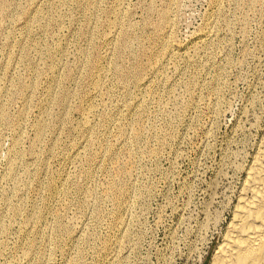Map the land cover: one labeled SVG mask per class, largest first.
Segmentation results:
<instances>
[{
	"label": "rangeland",
	"instance_id": "374dc122",
	"mask_svg": "<svg viewBox=\"0 0 264 264\" xmlns=\"http://www.w3.org/2000/svg\"><path fill=\"white\" fill-rule=\"evenodd\" d=\"M3 1L0 264H207L264 140V0ZM101 70L103 100L90 103ZM90 106L93 131L80 116ZM117 164L127 175L111 184L100 170Z\"/></svg>",
	"mask_w": 264,
	"mask_h": 264
},
{
	"label": "bare ground",
	"instance_id": "6f19581e",
	"mask_svg": "<svg viewBox=\"0 0 264 264\" xmlns=\"http://www.w3.org/2000/svg\"><path fill=\"white\" fill-rule=\"evenodd\" d=\"M55 2H57L60 5H65V0H53ZM172 4L176 3L177 0H171ZM4 1L2 0V3ZM54 2V3H55ZM1 3V2H0ZM6 4V3H5ZM1 5V4H0ZM3 5V4H2ZM57 5V4H56ZM61 6V7H62ZM253 6V4H252ZM3 7V6H2ZM5 7V6H4ZM60 7V8H61ZM64 7V6H63ZM62 7V8H63ZM1 8V7H0ZM58 8V7H57ZM42 9V8H41ZM41 9H39L40 11H35L33 12L34 15V21H37L35 23L41 22V15H42V11ZM119 9V8H118ZM215 9L218 13H222L223 7H222V3L221 2H216L215 3ZM5 10V9H3ZM2 11V10H0ZM171 11V10H169ZM169 11H165L163 13H161L162 18H165L168 23L169 19ZM3 12V11H2ZM2 12H0L2 14ZM97 12L96 8H93L92 13L89 16V20L90 22H92V20L94 19V16ZM124 12V11H123ZM223 14V13H222ZM1 18V17H0ZM124 18V17H123ZM117 19V16H116ZM114 19V20H116ZM164 20V19H163ZM119 20H116L114 22V24L112 25V29H117L119 25V23H117ZM34 23V24H35ZM113 23V22H112ZM110 23V24H112ZM215 23H216V18H214V20L208 24L205 28V32L206 35L204 36V40H205V45L204 46H208L212 45L211 43V39L212 38H216V27H215ZM109 24V25H110ZM118 24V26H117ZM41 25V24H40ZM107 25V26H109ZM123 25V24H122ZM125 25V24H124ZM33 27V25H32ZM36 27V25H35ZM39 27V26H37ZM121 27V26H119ZM110 28V27H108ZM127 28V27H125ZM130 28V27H129ZM38 29V28H37ZM121 30L123 29L122 27L120 28ZM128 29V28H127ZM126 29V30H127ZM129 30V29H128ZM110 32V31H109ZM114 32V30H113ZM126 32V31H125ZM124 31H121L122 33H125ZM116 33V32H115ZM109 36V35H108ZM124 37V35H121ZM210 37V39H209ZM106 39V38H105ZM113 39V38H112ZM108 42H110L107 39ZM113 42V41H112ZM111 42V43H112ZM118 43V41H116ZM120 42V41H119ZM110 43V44H111ZM114 43V42H113ZM169 43V42H168ZM203 43V42H202ZM119 44V43H118ZM116 44L115 46H111L112 47V51L110 52V50L108 49V52L106 53V55L104 56L105 59H109L111 58V56L114 57L115 53L119 51V49H121L120 47H118L119 45ZM123 45V44H122ZM125 46V45H124ZM130 48V47H129ZM206 47V49H208ZM126 49V48H124ZM131 50V49H130ZM124 51V50H123ZM122 51V52H123ZM146 51V50H145ZM195 51V50H193ZM121 52V50L119 51ZM121 52V53H122ZM162 53V52H161ZM167 54V53H166ZM121 55V54H120ZM162 55V54H161ZM116 57V56H115ZM114 57V58H115ZM158 57V56H157ZM117 58V57H116ZM101 59V58H100ZM112 60V59H111ZM117 60V59H115ZM119 60V59H118ZM117 60V61H118ZM114 61V60H113ZM117 61H115L117 63ZM170 62V61H169ZM106 63V62H105ZM113 64V62L111 63ZM115 64V63H114ZM152 64V63H151ZM106 65V64H105ZM112 66V65H111ZM115 66V65H114ZM119 66V65H118ZM113 67V66H112ZM116 67V66H115ZM120 67V66H119ZM174 67V66H173ZM115 69V68H114ZM117 69V68H116ZM115 69V71H116ZM121 70V68H120ZM124 70V69H123ZM150 70V69H149ZM118 72V71H116ZM120 72V71H119ZM125 71H123L124 73ZM142 72V71H141ZM104 74L105 71L101 70L98 74V76L94 79V90H95V94H93V96L89 97V99L87 98L86 100L90 103H95L97 98L103 100V93L101 92L102 88L100 89L101 82L104 79ZM128 74V73H126ZM134 74V73H133ZM120 75V74H119ZM122 75V74H121ZM135 75V74H134ZM151 75V74H150ZM155 75V74H154ZM123 76V75H122ZM127 76V75H125ZM124 76V79H125ZM130 76V75H129ZM128 76V77H129ZM133 76V75H132ZM128 77H126L128 79ZM131 77V76H130ZM121 78V76H120ZM181 79V78H180ZM126 80V79H125ZM124 80V81H125ZM73 81V80H72ZM19 83V82H18ZM160 83V82H159ZM21 88L23 91H26L28 88L27 86L25 87V84H23L22 82L20 83ZM163 85V84H162ZM158 86V85H157ZM147 87V86H146ZM145 87V88H146ZM144 88V87H142ZM32 89L31 86H29V91ZM144 90V89H143ZM150 91V89H149ZM148 91V92H149ZM152 91V90H151ZM51 92L52 91H48V96L51 97ZM107 95V94H106ZM90 96V94H89ZM105 96V94H104ZM108 96V95H107ZM149 96V95H148ZM54 96H52L53 98ZM68 97V96H67ZM88 97V96H87ZM151 97V95H150ZM155 97V96H154ZM25 99V98H24ZM54 99V98H53ZM144 100V99H143ZM65 101V100H64ZM147 101V100H146ZM151 102V101H150ZM156 102V101H155ZM146 104V103H145ZM151 105V104H150ZM157 105V104H156ZM159 107V106H158ZM140 108H146V106L139 100L134 107V111L136 112L138 109ZM99 110H95L94 106H90L84 110H82V112L80 113V116L84 122V126L85 129L87 131H93V126H92V119L94 118V116H98V112ZM2 114L4 116H6L5 114V108L2 107L1 110ZM48 113V111H46V114ZM48 127H50L48 124H38L35 128V132H36V144L39 145L41 144L42 141V136L44 134V132L46 131V129H48ZM60 128V127H59ZM55 129V128H54ZM56 130V129H55ZM59 130V129H58ZM132 130V129H131ZM127 131V130H126ZM129 131V130H128ZM124 132V131H123ZM131 132V131H130ZM126 133V132H125ZM122 134V133H121ZM134 134V138L137 139L138 133H130V134H123V136L125 137V140L130 141L132 139V136ZM120 137V135L118 136ZM124 139V138H123ZM121 140V137L120 139ZM121 143V142H120ZM123 143V142H122ZM37 145H34L31 148V152L30 154H32L30 162H36V160H38V150H40V148L37 147ZM122 145V144H121ZM44 148V147H43ZM41 151V150H40ZM102 151V150H101ZM101 151L99 153H101ZM117 151L122 152V148L121 147H117ZM49 152V151H48ZM128 152V151H127ZM131 152V151H130ZM129 152V153H130ZM106 154V156H108L107 154H110L111 151L107 150V147H105V149L103 150V154ZM127 153V154H129ZM52 154V153H51ZM131 155H133L132 153H130ZM42 155V154H41ZM47 155V154H46ZM49 156V155H48ZM105 156V157H106ZM130 156V155H128ZM43 157V156H42ZM47 157V156H44ZM95 157V156H94ZM100 157H104V155H101ZM98 157V158H100ZM49 158V157H48ZM97 158V157H96ZM133 158V156H132ZM131 158V159H132ZM45 159V158H44ZM119 159V158H118ZM128 159V158H127ZM29 160V159H28ZM41 160V159H39ZM102 160V159H101ZM123 161V160H122ZM127 161V160H126ZM125 161V162H126ZM131 161V160H130ZM129 161V163H130ZM47 162V160L43 161L42 164L43 166H45V163ZM93 162V161H92ZM119 162V161H118ZM117 162V163H118ZM121 162V161H120ZM39 163V162H38ZM94 163V162H93ZM113 163V161L111 162ZM128 163V162H127ZM34 164V163H33ZM41 164V163H40ZM121 164V163H119ZM119 164H117L118 166L112 167V169L114 171H116V175H111V173L109 172V169H102L100 170L102 174H104L106 178V180H109L108 182L112 184V182L118 181L117 179L119 177H125V167L123 166V162L122 165L124 168L119 167ZM31 165V164H30ZM49 165V164H48ZM18 166V163L15 162L12 165H10L7 169L8 173L10 174L9 177V181H16V177L14 175V172L16 170ZM37 166V165H35ZM34 166V167H35ZM40 166V165H38ZM47 166V165H46ZM45 166V167H46ZM110 167V168H111ZM36 168V167H35ZM41 168V167H39ZM44 168V167H43ZM109 168V167H108ZM111 169V170H112ZM35 170V169H34ZM39 170V169H38ZM42 170V169H41ZM29 171V170H28ZM27 170H25V174L24 176H28L30 174V172H28ZM92 171V170H91ZM89 171V172H91ZM118 171H122L120 175L117 174ZM243 171H244V179L243 182L238 190V192L236 193V198H235V202L233 203L232 209H231V214H230V218L229 221L227 222L223 233L221 235L220 241L218 243V245L216 246V249L213 251V253L211 254L210 258H209V262L207 264H264V140L261 141V143L259 145L256 146V149L254 151V153L252 154L251 158L249 161H247L246 165L243 167ZM97 172V171H96ZM36 173V172H35ZM114 173V174H115ZM129 173V172H128ZM88 174V173H87ZM76 175V174H74ZM84 175V174H83ZM129 175V174H128ZM25 176V177H26ZM67 176V175H66ZM71 176V175H70ZM101 176V175H100ZM30 177V176H29ZM88 178L93 179L95 177V173L92 172L91 174L89 173L87 175ZM19 178V177H18ZM17 178V179H18ZM75 178V176H74ZM66 179V178H65ZM22 180V179H21ZM70 180V179H69ZM61 181V180H60ZM65 181V180H64ZM23 182V181H22ZM67 182V180H66ZM71 182V181H70ZM107 182V183H108ZM19 183V181H18ZM21 183V181H20ZM108 183V184H109ZM15 183H12V185ZM65 184V182H64ZM62 184V187L60 190L57 191L56 195L59 194L61 195L60 197H65L67 196V190L65 189V185ZM27 185V184H26ZM69 185V183H68ZM18 186V185H17ZM20 186V185H19ZM109 186V185H108ZM24 187V186H23ZM20 188V187H19ZM25 188V187H24ZM108 188V187H107ZM15 189V188H14ZM18 189V188H17ZM23 191H25L24 189H22ZM27 190V189H26ZM237 190V189H236ZM16 191V189H15ZM96 190H88V194H87V205H89L88 207L93 206V199L92 197L96 194L95 192ZM21 192V190L19 191ZM18 193V192H17ZM26 193V192H25ZM23 194V192H22ZM105 195V194H104ZM106 196V195H105ZM107 197V196H106ZM232 200V199H231ZM60 203V202H59ZM6 204V203H5ZM229 206V205H228ZM63 210V209H62ZM65 212V211H64ZM67 214V213H66ZM66 223V222H65ZM77 224V223H76Z\"/></svg>",
	"mask_w": 264,
	"mask_h": 264
}]
</instances>
